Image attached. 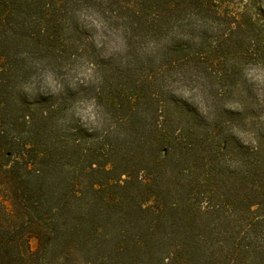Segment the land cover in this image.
Here are the masks:
<instances>
[{
    "label": "trees",
    "instance_id": "1",
    "mask_svg": "<svg viewBox=\"0 0 264 264\" xmlns=\"http://www.w3.org/2000/svg\"><path fill=\"white\" fill-rule=\"evenodd\" d=\"M65 1L0 0V201L10 202L8 211L0 203V264H215L211 247L203 254L214 215L197 196L200 188L226 192L221 206H236L228 197L235 184L219 163L232 150L225 135L232 119L199 126L202 116L166 97L163 75L152 69L148 81L97 93L108 116L104 140L87 124L67 129L64 99L39 83L31 94L21 88L37 74L33 61L55 72L68 49ZM99 2L157 42L177 27L205 24L217 39L173 51L167 64L225 84L233 76L226 65L249 61V50L264 44V0ZM119 133L125 147L104 143ZM236 181L244 212L264 206L261 160Z\"/></svg>",
    "mask_w": 264,
    "mask_h": 264
},
{
    "label": "rangeland",
    "instance_id": "2",
    "mask_svg": "<svg viewBox=\"0 0 264 264\" xmlns=\"http://www.w3.org/2000/svg\"><path fill=\"white\" fill-rule=\"evenodd\" d=\"M65 3L63 15L67 29L68 49L65 50L62 60L57 63L55 73L63 78L65 75L63 69L73 62V58L83 59L94 65L97 80L95 83L88 84H68L65 80H61L63 87L56 94V99L59 101L64 99L68 105L64 126L69 129L76 125L87 124V127L93 128L87 121L76 118L69 111L72 105L81 99L95 100V96L99 91H102L104 96L103 92L108 90L106 87L112 84H120L122 81L139 80L141 78L148 81V75L153 76L152 69L158 76L163 75V81L161 82L164 88L163 91L166 92V97L173 100L185 101L169 90L166 80L178 75L182 82L198 84L201 93H207V96L210 97L206 104L207 115H202L196 105L190 101L185 102L202 116L198 121L199 126H206L211 119L219 116L232 119L225 127L227 131L225 135H228L227 139L232 150L227 157L225 156V160H219V163L222 173L229 182L235 184L234 188L237 190H232L228 196L236 201V206L228 208L222 207L220 204L226 192L221 195L222 193L217 191L214 195H209L205 188L198 189L197 199L201 209L209 205L210 211L214 215L210 223L211 233L206 234L207 241L204 244L202 243L206 247L203 254L210 255L207 247H211L210 252L213 253L212 257L215 264H264V206L259 207L255 212H244L242 205L245 202L243 201L245 192L240 183H235L236 180L242 178L246 166L254 159L261 160L264 164V119H262L264 117V96L261 95V89L254 88L240 74L241 67L247 63L257 61L264 64V44L258 43L255 48L249 50L247 54L249 55V61H244L233 68H231L233 66L232 62L226 65L224 71L229 70V74L231 73L233 76L228 78L229 81L225 84V79L222 81L213 80L204 70L197 69L195 71L192 68L181 67L179 64H171V66L167 64L171 59L169 55L173 51L190 47L196 41L202 42L206 38L217 39V35L213 30L206 31L207 26L205 24L196 22L191 23L193 24L192 27L187 26L183 29L177 27L171 32L168 31L163 39L164 43L159 49L153 55H145L140 50V46L145 39H148V34L145 31L133 28L124 18H115L121 23L113 26H122L126 29V43L128 46L125 57L119 58L103 55L101 51L97 50L91 43L90 32L86 31L76 20L75 13L80 7L95 8L101 15L107 13L99 0H66ZM108 18L110 16L107 14L105 19ZM185 36L189 38H183ZM215 70L220 74L224 72H220L221 69L217 66ZM173 82L175 81L173 80ZM228 102L238 104L239 110L225 108L224 104ZM102 106L99 107L106 114V110ZM234 112H238L239 115H234ZM105 127L106 123L101 128H95L96 130L91 133V137L104 140L103 136H108L104 132ZM232 127L248 132L255 143L249 145L242 143L232 134ZM220 137L222 138V136ZM114 139L108 137L104 143L113 140L111 143H115L118 148L125 147L126 144L121 133ZM226 161L235 162L236 166H229ZM219 219H224V223H221ZM30 245L32 249H35L36 240L31 239Z\"/></svg>",
    "mask_w": 264,
    "mask_h": 264
},
{
    "label": "clouds",
    "instance_id": "3",
    "mask_svg": "<svg viewBox=\"0 0 264 264\" xmlns=\"http://www.w3.org/2000/svg\"><path fill=\"white\" fill-rule=\"evenodd\" d=\"M107 13L101 15L99 11L92 7H80L75 17L77 22L86 30L90 32L91 43L94 47L101 51L103 55L124 58L128 51L126 43V29L120 25V21L114 17L105 19ZM194 19V18H193ZM211 23V22H208ZM189 38L187 36L183 37ZM164 43V40L159 42L145 39L141 44L140 50L145 55H153L159 47ZM31 66L36 71V76L29 82L21 85L22 90L25 93L31 94L34 90L36 83H39V87L42 91H47L50 94H57L61 91L63 84L61 80H65L68 84H88L95 83L97 76L94 70V65L83 59L73 58V62L67 65L63 71L64 77H59L55 72L44 67V62L33 61ZM248 83L252 84L254 88L261 89V95L264 96V64L257 61L247 63L241 67L240 73ZM173 80L175 82H173ZM169 90L174 95L182 97L185 101H190L201 112L202 115H207L208 109L206 104L210 100L207 93H201L198 84H187L182 82V79L177 75L172 79L166 80ZM225 108L231 110H239V105L233 102L224 104ZM69 111L78 119L87 121L93 128H101L108 122V116L103 110L96 104L94 99H81L77 100ZM264 119V117H262ZM114 125L110 128L114 129ZM232 134L239 139L245 145L254 144L255 141L251 135L237 127L231 128ZM229 166H236L235 162L226 161ZM6 211L10 210V202L0 201Z\"/></svg>",
    "mask_w": 264,
    "mask_h": 264
}]
</instances>
